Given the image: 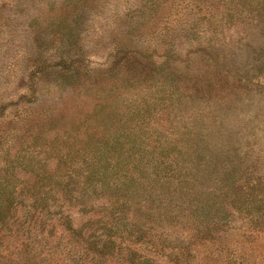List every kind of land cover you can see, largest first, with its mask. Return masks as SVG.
Wrapping results in <instances>:
<instances>
[{
  "label": "rangeland",
  "instance_id": "rangeland-1",
  "mask_svg": "<svg viewBox=\"0 0 264 264\" xmlns=\"http://www.w3.org/2000/svg\"><path fill=\"white\" fill-rule=\"evenodd\" d=\"M263 229L264 0H0V264H264Z\"/></svg>",
  "mask_w": 264,
  "mask_h": 264
},
{
  "label": "trees",
  "instance_id": "trees-1",
  "mask_svg": "<svg viewBox=\"0 0 264 264\" xmlns=\"http://www.w3.org/2000/svg\"><path fill=\"white\" fill-rule=\"evenodd\" d=\"M120 28L121 27H119V29ZM120 30L124 31L122 29H120ZM140 34L142 35V33H140ZM131 40H132V38L131 39L129 38L128 40H125L124 38L119 39V40L117 39L116 42H114V44H112L111 47H113V48L109 51L108 57H109V59H111V61L113 59L116 60V58H117V62L115 63V65L117 63H119V62H122V64L127 63L126 61L128 60L129 56L137 58V55H142V53L140 51L136 50V48H132L131 47L132 43L134 42V41L132 42ZM32 43H33L32 45L34 46V49H35V52H36L35 56L36 57H40V53L37 52V49L40 47L42 42L36 36L35 38L32 39ZM76 56H77V58L80 57L79 55H76ZM145 59H147L148 61L149 60L150 61L153 60L151 55H149L148 57H145ZM61 61H62V64H61ZM78 62H79V59H76V58H74L72 61H68V62L65 60V58H60V61L58 63H56V66H58L59 68H62L63 71H67L73 66V64H75V63L77 64ZM206 62L208 63V61H206ZM33 63L35 64L34 68H30V72H28V74L26 75V77H28V81L31 80V84H32L33 80L35 81V79H39L42 76L41 67L38 65L37 62H33ZM114 69H115V67H113L110 71H108V73L111 72L110 76H106L107 74L103 73V70L99 71L100 72L99 73V78H100L99 80H103L104 77L107 78V77L115 76ZM195 70L196 71H200V73L194 74L195 72H188L186 74H190L191 76H193L197 80V78L202 79L203 76L207 73V70L202 71L199 67L195 68L193 71H195ZM198 75H199V77H197ZM202 82H203V79H202ZM218 85H220V84H218ZM211 87H213V86L211 85ZM30 91H34V90L31 88ZM29 222H30V220H29ZM68 229L71 230L70 227ZM260 231H264V229L260 230ZM29 237L27 238L28 241L36 244V246H37V247L36 246L35 247H31V250H34V251L38 250L39 251L42 248V244H45L44 241H43L42 236H40V235L35 236L33 238H29ZM32 256H34V254ZM45 259L49 260V261H45V260H42V259L40 261L44 262L45 264H49L51 262L50 260L52 258L50 256H47Z\"/></svg>",
  "mask_w": 264,
  "mask_h": 264
}]
</instances>
